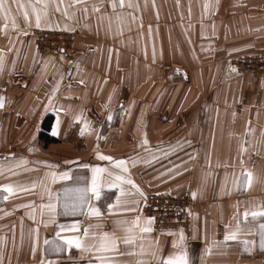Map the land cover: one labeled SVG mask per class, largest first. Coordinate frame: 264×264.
<instances>
[{"label": "crops", "instance_id": "crops-1", "mask_svg": "<svg viewBox=\"0 0 264 264\" xmlns=\"http://www.w3.org/2000/svg\"><path fill=\"white\" fill-rule=\"evenodd\" d=\"M34 29L74 33L70 66ZM261 54L264 0H0V264H264V78L230 65Z\"/></svg>", "mask_w": 264, "mask_h": 264}, {"label": "built area", "instance_id": "built-area-1", "mask_svg": "<svg viewBox=\"0 0 264 264\" xmlns=\"http://www.w3.org/2000/svg\"><path fill=\"white\" fill-rule=\"evenodd\" d=\"M33 36L36 48L41 55L61 53L65 57L66 66H70L73 32L34 29ZM230 65L239 75L247 74L264 78V54L236 56L230 60ZM4 157V153H0V159ZM190 204L191 198L188 193L179 195L151 193L143 201L142 213L152 219L155 229H186Z\"/></svg>", "mask_w": 264, "mask_h": 264}, {"label": "snow or ice", "instance_id": "snow-or-ice-1", "mask_svg": "<svg viewBox=\"0 0 264 264\" xmlns=\"http://www.w3.org/2000/svg\"><path fill=\"white\" fill-rule=\"evenodd\" d=\"M123 4V0H121V5ZM38 24H39V20H38V18H37V26H38ZM3 106V98L2 97H0V107H2ZM83 134V133H82ZM101 159H110L109 157H100ZM96 171H100L99 169H97ZM64 178H67V175L65 174V177ZM129 183H131V181H128ZM3 190H5V191H8L9 193H11V189L10 188H7V189H3ZM96 194V196H97V198H99V193L97 192V193H95ZM193 195H195V194H193ZM264 216V212H260V213H251V214H249V213H244V219L245 220H248V218H249V216H251L252 218H255L256 216ZM261 227V230L262 231H264V225H261L260 226ZM72 228H73V230L76 228V226L75 225H73L72 226ZM144 231H148V229H144ZM229 237H226V239H228ZM231 238H235V234H233V236L231 237ZM128 242H130V241H126V243H128ZM66 243L67 244H69V245H71L72 243H73V241H71V240H69V241H66ZM77 246H79L78 244H77ZM261 248L262 249H264V239H262V241H261ZM164 264H188V261H187V259L186 258H184V257H181L180 259H178V260H168V261H165L164 262Z\"/></svg>", "mask_w": 264, "mask_h": 264}, {"label": "trees", "instance_id": "trees-1", "mask_svg": "<svg viewBox=\"0 0 264 264\" xmlns=\"http://www.w3.org/2000/svg\"><path fill=\"white\" fill-rule=\"evenodd\" d=\"M51 116H46L42 126H41V131L39 133V138L45 143H50V142H55L56 139L52 136L49 135V129H50V125H51Z\"/></svg>", "mask_w": 264, "mask_h": 264}, {"label": "rangeland", "instance_id": "rangeland-1", "mask_svg": "<svg viewBox=\"0 0 264 264\" xmlns=\"http://www.w3.org/2000/svg\"><path fill=\"white\" fill-rule=\"evenodd\" d=\"M71 47H72V45H71ZM71 54H72V51H71ZM71 54H70V55H71ZM69 58H70V57H69ZM179 62H180V61H179ZM176 69H178V70H182V68L180 67V65H174V66H172V64L169 65V71H171V72H170V76H171V77H174V76L176 75V74H175V70H176ZM178 75H182V74H179V73H178ZM169 79H170V78H168V79L166 80V83L169 82V81H168ZM164 80H165V79H164Z\"/></svg>", "mask_w": 264, "mask_h": 264}, {"label": "water", "instance_id": "water-1", "mask_svg": "<svg viewBox=\"0 0 264 264\" xmlns=\"http://www.w3.org/2000/svg\"><path fill=\"white\" fill-rule=\"evenodd\" d=\"M3 98V97H2ZM3 100H4V98H3ZM0 108H2V107H0Z\"/></svg>", "mask_w": 264, "mask_h": 264}]
</instances>
